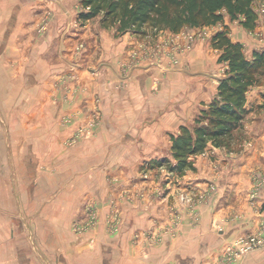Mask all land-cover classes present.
I'll return each mask as SVG.
<instances>
[{"label":"crops","instance_id":"obj_1","mask_svg":"<svg viewBox=\"0 0 264 264\" xmlns=\"http://www.w3.org/2000/svg\"><path fill=\"white\" fill-rule=\"evenodd\" d=\"M79 4L80 0H0V264H217L226 247L239 237L261 231L264 235V79L247 93L248 114L242 138L232 145L234 151L209 145L193 158L195 169L183 175L182 184L177 180L172 187L171 182L155 191L150 181L133 177L137 171L124 172L111 165L116 171L108 174H115L124 188L119 189L107 183L103 177L107 172L98 168L103 158L94 162L96 155L85 156L95 144L64 145L66 132L57 118L68 109L62 110L67 104L63 100L78 104L108 94L111 101L120 99L125 108L132 106L130 118L141 107L147 120L170 123L163 131L168 136L211 101L226 69L221 64L220 76L205 70L189 74L191 86L186 90L182 77L175 79L170 71L143 65L119 92L115 75L102 69L103 57L96 58V50L75 65L63 62L64 56L76 58L77 40L88 38L85 22L66 30L69 17L77 20ZM224 26L230 39L242 44L247 58L254 50L264 49V17H258L253 30L228 17L212 27L216 32ZM102 32L98 31L99 37L105 36ZM128 38L123 35V42ZM122 49L116 48L114 65ZM27 76L36 78L25 81ZM208 86L211 90L205 89ZM171 102H175L172 109ZM157 125L145 131L144 146L158 143L150 136L151 131L162 130ZM129 132L126 146L140 147L138 130ZM164 151L169 154L168 149ZM113 154L116 157L117 152ZM134 156L156 159L139 149ZM86 160L96 167L84 172L80 162ZM139 182L141 188L147 185L142 200L129 195L130 204L122 205L120 232L107 234L106 221L101 220L107 207L102 204L113 193L134 191ZM179 189L191 199V209L178 198ZM88 199L97 202L101 220L94 244L70 229L73 216ZM152 228H174L175 232L160 234L157 245L144 248L146 239L141 234ZM236 264H264V247Z\"/></svg>","mask_w":264,"mask_h":264},{"label":"rangeland","instance_id":"obj_2","mask_svg":"<svg viewBox=\"0 0 264 264\" xmlns=\"http://www.w3.org/2000/svg\"><path fill=\"white\" fill-rule=\"evenodd\" d=\"M263 6L264 3L256 4V8L258 10L264 8ZM78 7V9H81L80 4ZM85 23L87 24L86 28L88 30V38L77 40L74 48V52L76 53L74 56L76 58L67 60L64 56L62 58L63 62H67L69 65H75L76 62H81L82 60H84L86 55H89L96 50L95 57H103V59H101L102 61H104L103 63H101L102 69H105L106 72L111 71L115 75L117 79V86H115V88H117V91L119 92H122L124 90L122 86L126 85L128 78L133 77V74L137 73L139 67L143 65H155L157 69L163 72L170 71L174 73L175 79L182 77V86H184L186 90L191 86V83L188 80V78H190L188 77L189 74H196L198 73L196 72L198 70L208 71L207 73H209L210 75H216L218 73V75L220 76L221 74H223V70H220L221 64H218L216 62V52L212 50L210 45V38L214 33L215 27L209 26L202 28H184L178 34L164 31L157 34L156 36L148 33L147 36L144 37L135 35L131 36V33H126L123 35H127V37H129L131 40L123 42L125 41L123 39V35L116 34L114 29H102L99 26L98 18L87 21ZM83 24L84 22L80 21L78 17L75 22L72 21L71 17H69L66 30L71 29L72 26H83ZM99 30L104 31L102 33H105V36H101L102 38L98 35ZM67 33H64L62 35V39L66 37ZM199 42L201 44L197 45ZM119 46L123 47L124 49H122L121 52H118V64L114 65L116 61L113 59L117 58V54L114 52ZM63 47L64 42L62 40L59 51L60 56L64 51ZM194 50L195 53L191 55ZM56 70L60 72L59 69ZM30 78L32 80H35L36 77L27 76L25 78V81L26 79L29 80ZM205 89L211 90V87L209 88L208 86L205 87ZM103 91H106L108 93L106 89H104ZM103 91L102 93H105ZM184 93L185 92L181 93L182 97L184 96ZM186 97L188 98L189 96ZM63 101L67 104L62 110H65L67 107L68 109L65 112L62 111L57 118L59 125L66 132L64 145L66 147H72L74 145L82 143H84L83 145L95 144V148H89L92 153L90 155L85 153V156L96 155L95 159L93 160L94 162H97L98 158H103V161L98 164V168L99 166H101L103 173L107 172V174L103 176L106 178L107 183H114L115 186L119 189H124L123 187H121L122 184L115 177V174H111V177H109L108 172L116 171L115 167L113 168L111 167V165H117L119 170H122L124 172L132 173L134 171H137L136 173H134L133 177H139L141 181H150L149 183L152 184L155 191H157V189L160 190V188H165V186L171 182L172 183L170 184V186L172 187L173 183H177V180L181 181V184L184 182L183 175L189 173L190 170L186 171L184 174L175 175L174 173L171 174L169 170H167L165 165L154 166V168H150V160L148 161V159L145 160L144 158L140 160L139 158L136 159L137 156H134V152L139 149L141 152L143 151L145 155H155L156 160L162 159L164 157H168L169 159H171L168 151L163 152L164 149L170 150L171 134H168V140V136L166 135V133H163L164 130H167L169 128L170 123L164 121L163 123L159 122L157 121V118L153 119L154 121L147 120V113L145 112V109L141 107L138 108V111H136L135 109L136 112L134 117L130 118L132 106L126 104L125 108L124 100L121 101L120 99H118L115 101H111L108 94H103L102 97H100L99 95H95L93 100L81 101L78 104L76 101ZM83 103L85 104V107H81ZM171 103L172 104L170 105L172 107H170V109L174 107L173 103L175 102ZM112 110H114V115L111 116ZM160 111L161 110H159L157 113H159ZM198 112L199 110L194 114L191 122L186 125H192L193 119L198 114ZM138 113L140 114L139 116L137 115ZM156 124H158L156 127H159L160 129L162 128V130L151 131L150 136L156 139L158 145L153 144L154 142H146L144 146L145 141L143 137L147 135L145 131L148 130V127H152ZM130 128H135L139 132V137L134 136L136 137V139H140L141 146L138 148L126 146V141L129 142V138H127V135L129 134L127 132L130 131ZM129 133L132 134L133 132ZM177 133L178 131L175 134ZM156 147L157 152L154 151ZM115 151L117 152L116 157L113 154ZM226 151L233 152L234 149L232 147L230 149H226ZM87 152L89 151L87 150ZM162 152L163 155H161ZM157 154L158 156H156ZM171 161L173 162V159H171ZM80 163V168H82L84 172L88 171L89 166H91L92 168L96 167H93L94 163L90 160H86ZM257 185L259 186V183ZM142 186L143 188L147 187V185L145 184H143ZM112 188L113 187L109 188V190L111 191ZM143 188L140 187L139 182L137 184V188H135L134 191L122 190L119 191L115 196L113 193L108 201L102 204H106L105 207H107L106 214L101 218L103 223H105L106 221L105 232L107 234L116 235L120 232L122 224V205L130 204L129 195L131 198L133 197V200L141 201V196L145 193ZM183 191V189H179L177 190L176 194L182 201V204H187L188 208L191 209V199L189 197L187 198L188 195L186 194L181 195ZM128 192L135 194V196H132V194ZM145 210L147 211V209ZM101 220L99 217V207L97 202L92 199H88L85 204L83 203L80 213L73 216L70 222V229L76 235L82 237L87 236L88 243L94 244L96 242V233ZM174 230V228H152L148 231H144L141 234L146 239V244H143L144 248H147V245H157L160 234H174ZM250 235H258L264 237L262 231ZM134 237H137V235H134ZM151 241H154V243H151ZM253 251L247 254H250ZM225 255L226 251H224V255L222 256V258L220 257V259L217 260V264H231L228 263V259L227 257H225ZM244 256L240 258L238 257L239 259L237 260V262Z\"/></svg>","mask_w":264,"mask_h":264},{"label":"trees","instance_id":"obj_3","mask_svg":"<svg viewBox=\"0 0 264 264\" xmlns=\"http://www.w3.org/2000/svg\"><path fill=\"white\" fill-rule=\"evenodd\" d=\"M264 0H80L78 19H99L102 29H114L118 35L156 36L162 31L178 34L184 28H202L223 23L225 17L246 29L256 27V4ZM218 53L217 63L224 64L211 101L199 109L192 125H181L170 135L168 157L150 161V168L165 165L172 174L194 170L193 158L214 148L230 149L242 138L248 114L246 96L250 88L264 79V50H254L247 58L242 44L229 37L224 26L210 38Z\"/></svg>","mask_w":264,"mask_h":264},{"label":"built area","instance_id":"obj_4","mask_svg":"<svg viewBox=\"0 0 264 264\" xmlns=\"http://www.w3.org/2000/svg\"><path fill=\"white\" fill-rule=\"evenodd\" d=\"M255 10L258 17L259 16L263 17L264 8L260 10L256 8ZM263 247H264V237L258 235H247L245 237L238 238L230 245H228L225 249L226 251L225 257H227L228 263L235 264L240 257L246 255L247 253L255 249L263 248Z\"/></svg>","mask_w":264,"mask_h":264}]
</instances>
